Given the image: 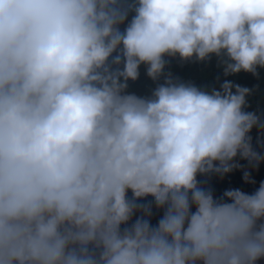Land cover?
I'll return each instance as SVG.
<instances>
[{
    "label": "clouds",
    "instance_id": "clouds-1",
    "mask_svg": "<svg viewBox=\"0 0 264 264\" xmlns=\"http://www.w3.org/2000/svg\"><path fill=\"white\" fill-rule=\"evenodd\" d=\"M213 54L225 76L264 68V0H0V264L264 258V182L214 198L197 181L264 159L250 90L126 91L141 64L155 81L165 56Z\"/></svg>",
    "mask_w": 264,
    "mask_h": 264
},
{
    "label": "trees",
    "instance_id": "trees-1",
    "mask_svg": "<svg viewBox=\"0 0 264 264\" xmlns=\"http://www.w3.org/2000/svg\"><path fill=\"white\" fill-rule=\"evenodd\" d=\"M133 13H129L128 20L131 19ZM127 20L120 26L121 30L126 26ZM166 63L161 75L154 81L146 74V65L139 66V76L135 81L129 80L126 89L129 93H134L138 96H150L151 92L162 84L166 77L184 83H192L197 87L211 91L212 89L220 90L221 84L227 80L234 85L248 88L250 94L246 96L245 111L255 112L264 120V68H257V75L249 72L241 71L239 73L224 75L223 60L225 57H217L211 55L209 59L198 61L193 57L189 60H181L179 56L164 57ZM122 67V66H121ZM234 91V89H233ZM251 147L254 152L264 157V130H259L256 127L250 131ZM219 162H214V167L218 166ZM230 164L238 165L232 168L229 172L209 171L204 174L197 175L198 184L206 189H210L214 198H220L227 190L239 189L242 192L251 194L255 192L260 183L264 182V159L257 161H249L241 158L239 153L234 157ZM245 173H248L247 180ZM128 197L131 198V191L128 192ZM153 201L151 196L139 199L137 202L148 204ZM163 209H156L152 204V216L150 218L152 225H155L161 218ZM139 213L133 216V221ZM256 264H264V258L256 261Z\"/></svg>",
    "mask_w": 264,
    "mask_h": 264
}]
</instances>
